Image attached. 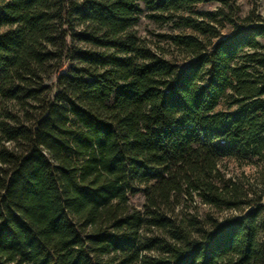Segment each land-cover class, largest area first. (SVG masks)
<instances>
[{"label":"trees","instance_id":"trees-1","mask_svg":"<svg viewBox=\"0 0 264 264\" xmlns=\"http://www.w3.org/2000/svg\"><path fill=\"white\" fill-rule=\"evenodd\" d=\"M211 1L0 0V264H264V20Z\"/></svg>","mask_w":264,"mask_h":264},{"label":"rangeland","instance_id":"rangeland-1","mask_svg":"<svg viewBox=\"0 0 264 264\" xmlns=\"http://www.w3.org/2000/svg\"><path fill=\"white\" fill-rule=\"evenodd\" d=\"M232 10L236 11L241 17L254 13L259 16L262 20H264V0H229ZM221 3L217 0H212L207 4H199L196 6L197 10L204 11H215L217 8L221 7ZM229 10V7L225 8ZM135 30L137 34L144 40L148 47L152 50H157L163 52V55L167 58L173 59H181V54L178 52L176 48L171 46L165 36L167 34L176 33L182 31V29L176 27L173 22H155L144 15H142L139 23L136 25ZM231 28L226 26L223 29L222 33H229ZM228 170L231 173L239 174L241 172H245V174H251L252 169L249 167H238L234 163L228 164ZM143 198L141 195H137L132 198V204L135 207H140L142 204ZM207 208L204 206H199V212L205 213L207 212ZM215 214H222L214 212Z\"/></svg>","mask_w":264,"mask_h":264}]
</instances>
